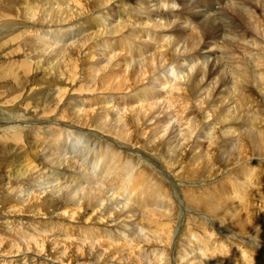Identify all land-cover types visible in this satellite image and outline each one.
I'll return each mask as SVG.
<instances>
[{
  "label": "bare ground",
  "instance_id": "6f19581e",
  "mask_svg": "<svg viewBox=\"0 0 264 264\" xmlns=\"http://www.w3.org/2000/svg\"><path fill=\"white\" fill-rule=\"evenodd\" d=\"M42 1H43V3H42ZM176 1L175 0H31V1L28 0L24 4V8H23L24 10H21L22 9L21 8L20 12H17V13L9 12V10L7 8L2 7V3H1L0 20H2V21L0 23V27L5 25V24H9V26L18 25L19 21L16 22V20H15V18H17V17H18V19H21L25 23H28L30 21L31 22L32 21L39 22L40 27L44 23L50 22L49 24H51V27L47 30H41L40 29V32L38 31L39 33H37V34L35 33L36 35L34 34L35 40L32 43H30V46H28V45H26V46H28V48L29 47L33 48L32 50H34L33 52H35L34 54H36V56L35 55L34 56L36 58H38V60H39L37 62H40L43 60L46 61V67H47L49 72H55L56 75L62 74L63 77L65 76V78L67 80H69V84L65 83V84H67V86L71 85V83L72 84L75 82L78 83V88H77L78 89V95H74V97H72L75 99L74 103L71 104V106H70L71 102L69 103L67 101L69 103L70 108L67 107L68 105H66V104H65V106L67 108H69V112L65 111L62 113V117L63 118L65 117L67 120L66 123L62 122L64 120L61 118L62 120L59 122L55 121L56 120L55 119L54 122H52V125H50V126H48V124L43 125L37 121L35 122L34 126H30V131L37 132V133L39 131H41L40 129H42V130L44 129V131L46 129V132H45L46 138L50 137L53 139L52 142L56 141V143L51 148L54 152L56 151V148H58V146L60 147L59 151L53 153L52 150L49 149L51 146L49 145V147H48V145H47V147H46V145H45V149L48 148L55 155V156H53L49 152V154L54 157L53 158L54 162H53V160H52V162L55 165H59L58 158H60L62 156V147H63L62 145L66 144V146H67V143H68L67 141H65L66 143L63 142V144H60L61 138L65 133L68 135L70 133L68 131H72V134H75L77 131L83 132V129L86 130L87 128L89 129L88 133H92V132L96 131L97 136L99 138L103 139L104 142L102 141L100 145L95 144L94 146L96 147V145H97L99 147H104L107 149V150L99 149V152H97V153L93 150L95 152V153H93L94 154L93 155L94 160L90 158L93 161L89 162L86 165L84 164L85 166L80 171L79 175H73V174L71 176L68 175V177H69V178L67 177L68 182L65 181V183H66L65 184L62 181L65 185L63 183L61 185V183L58 182V183H60L58 186H53L52 189H50V191L52 193L50 192L49 194H53V192H61V194H58L57 197H54V198L51 197L52 198L51 199L49 197V194L46 192L48 195L46 194L45 199L50 198L51 200H55L54 202H56V201L60 200L59 198H64L63 196L65 195V197L68 198L67 200H70V201H68L69 205H70V203L74 204L73 207H76V208H74V209L70 208L72 206L71 205L70 207H68V210H67V208H66V210L68 211V213L70 212V214H72L71 218L69 216H68V218H70L75 223H78L75 219H79L78 216L80 215V212L82 210H84L85 209L84 207H86V206H90V207L93 206L94 207L93 210H95V214L96 213L99 214V216H98L100 218L99 223L97 222L99 225H96L98 227L94 228V226H93V227L86 228V225H82L84 227V229L82 230V232H83V238L82 239L83 240L81 242L84 243L83 245H85V247L76 248L77 250L75 251V256L79 255V254H83L82 256H80L77 259L76 264H135V261L137 259L132 258V257H134L135 255L136 256L138 255L137 256V258H138L141 254H143V255L146 254L144 251L142 253V250L144 249L143 246H146L147 248H151V247L153 248V246H155L154 251H157V249H161V257L159 258V261L155 260L156 255L153 256V258L150 259L149 261L151 262V264H162L163 263L164 255L166 256V252H165L166 248H165V244H163V243H165V241H168V240L170 241L171 236L169 237V230L172 231V227L170 229V225H172V223L169 225V223H170L169 221H170V219L173 218V217H170L172 215V212H175V209L172 208L173 202H174V199L172 196L173 192H171L170 189L166 188V190H167L166 191V199L171 200V205L164 203V201L162 199V195L158 194L157 198L159 199V201L154 204L152 209H150L143 202L141 204L136 203L134 195L133 194L126 195L123 189L117 188L116 183L114 181L128 185V184H134L135 182L140 180L142 177V173L139 170H136L134 168V166H130L129 162L126 159H124V157L128 158L132 163L137 164V166H140L139 168H146L145 165H148L149 163L142 162V159H141L142 157H145L152 162V166L149 164L150 166H148V168H147V169L151 170V172L155 170V169L154 170L151 169V167H153V168L156 167V169H158V171H159V169H162L163 165H161V163H163V161L161 162L157 158L158 157L157 154L159 156H160V154L157 153L156 154L157 157H156L155 153L153 151H148L151 148L153 149V147H150L148 149L146 148L147 146L145 147V149H147V151H148L146 153H148L149 155L152 156V157H150V156L146 155L145 152H143L144 150L139 151V150H136L134 147L131 146L130 138H131V135L134 136L136 134L135 129H137V135H141L139 132V127H140V129L143 127L145 129H147V131H145V129L143 128L144 130L142 129V133L144 132V134H146V136H147V139H146L147 143L145 141L144 142L146 144H149L150 146H154V145L157 146L158 144L162 145L165 143V140L168 141V143L170 144L171 140H170L169 136L173 132H176V128H178V127L180 129H179V132L176 136L177 137L180 136V138H179L180 141L178 139H177V141L180 142L181 146L184 148V147L189 145V142L191 143V141H189V140H190V137L192 135V128H193V126L195 127L194 119H196V117H198V116L194 115L193 113L199 111L198 106L200 103L203 104L207 101V100L205 101L206 98L202 97L203 94L201 95V98H199V94H197V93L196 94L198 95V98H193L191 96L195 93V91H197V92L203 91L204 84H206L207 86L209 84L210 85L212 84L211 87L205 88V90H214L216 87H218V89H219V86H221V85H225V84L227 85L228 81L231 80V87L230 88L225 87V88H227V90H230V92H231L229 94V96L227 95L228 101H229L228 104H232V108H234L237 111L240 110L245 105H248L247 107L253 109V110H251L252 111L251 114H252V119L254 121V124L249 130H240L239 131L236 127H234V125L230 126L231 128H235L238 130V137L235 140L229 141V146L227 148L229 150V154L231 156H234L237 160V159H242L243 157L245 158L246 153L249 150V147H250V149L253 150L254 154L258 150L264 149V114H261L257 109V104L260 100V96L264 97V71L261 69L258 72L259 76L254 78L255 75L252 72L250 66L242 58H239L234 53V49L238 45H240V46L242 45L241 42H238L240 33L238 31L230 28V27L225 26L226 24H232L235 21V19H239L244 25L243 29L245 32H249L256 37L260 36L261 38L264 39V3L261 0H230V1H228V0H196L198 3H201V7L197 8L192 3H190L188 0H176ZM248 3L251 4L252 7H248L246 5ZM216 4H221V6H224L223 7L224 9L222 11H216V8H215ZM12 9H14V8H12ZM44 20H46V22H44ZM22 21H21V23H22ZM47 24H46V26H47ZM21 25L22 24H20L19 26H21ZM49 26H47V27H49ZM30 29H31V27H30ZM36 29H39V27ZM23 30H25V29L23 28ZM32 30H34V28ZM11 32H13V31H11ZM24 32L26 33L27 31H24ZM28 32H30V31H28ZM27 33L24 34V35H26L25 36L26 38H24V39H27ZM20 34H21V32H20ZM17 35L16 34H13V36L10 35V39L8 41H14L16 39V37H18ZM23 43L24 42H22V44ZM246 46H248V45H246ZM23 48H24V46H23ZM23 48L20 47V49H22V50H23ZM214 48H218V51L220 53L219 54H212V53H214L213 52ZM17 49H18V47H17ZM12 52H13V50H12ZM85 52H86V55H85ZM28 54H29V52H28ZM252 55L253 54H249L247 56L250 57ZM260 57L264 58V54L261 53ZM30 58H31V56H30ZM178 58H181V61L178 62L177 61ZM5 60H7V59H5ZM33 60H34V58H33ZM47 61H48V64H47ZM34 63H35V61H34ZM30 64L28 65V61H24V60H21L20 62H17V61L15 62L12 60L10 63L0 66V79L1 80H8L11 77H15L17 75L18 69L21 70L23 73H29L27 71L29 69ZM40 64L43 65L45 63L42 64V62H41ZM30 67H32V66H30ZM161 71H164V73L161 74L160 73ZM50 79H52V78H50ZM42 80H44V78H42ZM59 80H60V78H59ZM15 83H17V80ZM62 83H63V81L56 83V81L54 80L53 82L49 83V87L57 86L55 88H57L60 91V93L61 92L63 93V92H65L67 86L64 88L62 86L64 83L63 84ZM47 85H48V81H47ZM68 87L70 88L71 86H68ZM252 87H254L258 91L260 96L257 92H254V93L251 92L250 89ZM5 88H7V87H5ZM33 88L35 89V87H33ZM46 89H48V88H46ZM220 89H222V87ZM12 90H14V89H12ZM75 90H76V87H75ZM75 90H73V91H75ZM4 91H6V89H4ZM73 91L71 93H74ZM100 91H105V93H101ZM35 92H39V91H35ZM69 92H68V94H69ZM95 92L100 93L101 96L100 97L93 96V94ZM3 93H5V92H3ZM65 93H67V92H65ZM6 94H4V95L6 96ZM53 94H54V92H53ZM215 94H217V92ZM197 95L196 96L193 95V96L197 97ZM207 96L209 97V95H207ZM65 97H66V95H65ZM230 97L234 98L233 102L230 101ZM17 98H16V100H17ZM30 98L31 97H29V99ZM66 98H68V97H66ZM192 98L195 99L196 103L193 102L194 100ZM217 98H218V94H217ZM25 99H27V98H25ZM55 99L57 100L58 97L57 98L55 97ZM69 99H70V97H69ZM69 99H67V100H69ZM30 100H32V99H30ZM54 100H53V102H54ZM71 100H73V99H71ZM208 100H209V98H208ZM92 101L95 103L98 102L100 104L101 103H103V104L110 103L108 109L101 110L102 114L96 120H94L91 117L92 113H93L92 108L90 107L91 104L88 105ZM42 102H43V100H42ZM28 103H27V105H28ZM55 103H56V101H55ZM59 103H60V101H59ZM59 103L57 104V106H59ZM207 103H208V101H207ZM209 103H213V102L209 101ZM25 104H26V102H25ZM39 104H40V101H39ZM46 104H47V102H46ZM206 104L204 105L205 107H206ZM30 105H33V104H30ZM212 105H210V106H212ZM61 106L63 107L64 104L63 105L61 104ZM216 106H214V107L212 106V107L215 108ZM42 107H46V106H42ZM53 107L55 108V106H53ZM212 107H211V110H212ZM12 108H6V109L0 108V150H1L0 152H2V150H4V148H6L7 144H4V143L9 141L6 139V135L11 136V139H12V142H14V145L15 144L17 145L19 143L18 141H21L23 139L22 136L19 135L20 133L16 130V126L18 124L13 123V125H11V123L17 122V121H20L21 123H23L26 120V118L24 119V121L20 120L24 117L21 118V115H18L17 112H14ZM72 108L74 109V111H71ZM169 108L170 109L172 108V110L170 111ZM200 108L202 109V107H200ZM25 109H26V107H25ZM57 109H58V107H57ZM35 110L37 111V114H38V109H35ZM40 110L41 109H39V111ZM65 110H66V108H65ZM107 110H111L113 112V116H115L112 121L106 119L108 116V112H109V111L107 112ZM30 112H31V109H30ZM32 112H34V111H32ZM202 112L204 113V111H202ZM43 113H41V114H43ZM205 113H206V111H205ZM50 114H52V112ZM35 115H36V113H35ZM51 117H52V115H51ZM51 117L49 119H51ZM164 117L165 118L174 117L176 120L175 122H177L176 123L177 127L174 130L172 128L171 129L168 128L164 131L163 129H165V128H163L164 127V124H163V127L162 128L160 127L161 132H162V133H160L158 130L159 128H157L154 123L157 121L158 118H160V120H161L160 122H162V118H164ZM193 117H195V118L193 119ZM226 118H228V117L226 116ZM15 119H18V120H15ZM34 119H36V117L33 118V120ZM135 120H136V122H135ZM203 120H205V119H203ZM203 120H201V122ZM108 121L110 123H108ZM217 121H219V120H217ZM6 122H7V124H10V125H8L7 127L2 129L1 126ZM165 122H163V123H165ZM157 123H159V122H157ZM167 123H168V121H167ZM196 123H200V122L196 121ZM161 124L162 123H160V125ZM29 125H30V123H29ZM160 125L158 124V126H160ZM173 125H175V124H173ZM182 125H184V127H185V125H187L189 127V129H187L188 127L182 128ZM21 126H23V125H21ZM202 126H203V124H202ZM197 127H199V126H197ZM76 128H77V130H76ZM223 128H224V126H223ZM252 129L256 130V134H254V135L251 134ZM85 130H84V132H85ZM193 130H196V129H193ZM20 131H22V130H20ZM215 132H216L215 127L211 128L210 133L208 134V139L206 140L207 141L206 151H209L211 153L210 155L212 157L211 158L207 157L208 160L207 159L204 160L201 157H198L197 155H195V157L194 156L191 157V158L194 157L192 160V164H195L198 167L202 166L203 167L202 169H205V171L207 170V175L211 173L212 167L216 165V163L212 160L215 157V155L213 157V154H212V148H213L212 144H214V143L219 144V142L221 141L220 135L217 132V136H216ZM88 133H87V136H88ZM193 133H197V131L196 132L193 131ZM37 135L38 134H35L36 137H37ZM93 135H95V134H93ZM221 135H225V134L221 133ZM68 136H71V135H68ZM146 136H145V138H146ZM67 137L65 136L63 138H67ZM77 137L78 136H76V138ZM86 137H85V139H86ZM194 137H196V135H194ZM222 137H224V136H222ZM44 138L43 139L40 138V140L44 141L46 139V138L45 139ZM50 138H49V141H50ZM88 138H89V136H88ZM140 138H141V136H140ZM140 138H139V140H140ZM78 139L80 141V138H78ZM85 139H81V140H84V142H85ZM194 139H196V138H194ZM91 140H94L93 136H92ZM96 140H98V138ZM182 140H183V142H182ZM43 141H42V143H43ZM46 141L47 140H45L44 143H46ZM73 141L74 140H72L71 142H73ZM88 141H90V140H88ZM84 142L82 144H85ZM179 142H177V143L179 144ZM49 143L47 142V144H49ZM168 143H167V145H168ZM73 144H76V143H73ZM86 144H88V142H86ZM93 144H94V142H93ZM93 144H91V145H93ZM146 144H144V145H146ZM69 145H70V142H69ZM77 145H79V142L77 143ZM141 146H143V145H141ZM218 146L222 147V144L221 145L219 144ZM177 147H180V145H177ZM177 147L174 146L173 148L177 149ZM182 147H181V150H182ZM76 148L79 149L81 147H79V148L76 147ZM216 148H217V146H216ZM45 149H44V151H45ZM142 149H144V148L142 147ZM13 150H14V148H13ZM35 150L36 149H34V151ZM168 150H169L168 152H172V151L175 152V150L170 148L169 145H168ZM190 150L193 153L196 152L198 150V144L195 146L193 144V147L191 145ZM219 150H217V151H219ZM44 151H42V152H44ZM70 151H71V148H70ZM154 151L157 152L158 150L156 149ZM164 151H165V149H164ZM185 151H187V150H185ZM5 152L2 153V158H3V156H6ZM39 152L42 153L41 151H39ZM259 152H261V151H259ZM7 153H9L10 157L12 155H16V156H18L17 159H19L21 156L20 154H22V147H18L17 153H13L12 151H7ZM44 153H43V156H45V154H47L48 151H47V153H45V154ZM71 153L73 154V156L71 155L72 158L78 162L79 156H77V153L76 152H71ZM206 153L208 155V152H206ZM24 154H22V155L24 156ZM191 154H189V155H191ZM196 154H198V153H196ZM67 155H69V153ZM123 155H125V156H123ZM171 155H170V157H171ZM218 155H221L220 152ZM218 155H216V157ZM257 155L263 156L264 154L259 153ZM23 156H21V157H23ZM26 156H31V152H30V155H25L23 158H25ZM80 156H81V154H80ZM90 156H92V155H90ZM6 157H8V156H6ZM32 157L34 158L35 156H32ZM173 157H176V156H173ZM246 157H249V156H246ZM2 158L0 155V162H3V160L5 159V158L4 159H2ZM33 158H31V159H33ZM27 159H29V157ZM221 159H222V157H221ZM67 160H69V159H67ZM25 161H26V159H25ZM40 161H41V158H40ZM67 162L69 163V161H67ZM172 162H173V159L168 158V163L171 164ZM221 162L223 163V161H221ZM34 163L36 164V160L32 164H34ZM44 163H47V162H45V160H44ZM29 164H30V162L26 163L25 165L27 166ZM60 164H61V162H60ZM197 164H199L200 166ZM240 164L242 165V163H240ZM36 165H33V166L29 165V166L31 167V169L32 168L35 169V168H37ZM64 165H65V162H64ZM9 166L11 168V171L14 172L13 176L10 177V179H9V184L11 183V185H13V183L10 181H16L15 184L17 186H15V185L11 186V187L6 186L7 190L2 188L6 192L4 194L0 195L1 197L3 195V197L2 198L0 197V198L4 201V203H6L5 201H9L8 203L11 202L10 203L11 206H9V211H13V212L19 211L21 213H24L27 211L31 212L32 210H34L33 207L36 208L38 205H39L38 206L39 208H43L44 207L43 204H45L47 201L46 202L44 201V203H41V204H39L40 201L38 202V204H36L37 202L36 203L32 202V198L39 200L42 193H44L46 191V190H44L41 193L42 190L36 191V189H34L32 187L31 184H34L37 181L36 176H35L36 174L33 173V172H35V170L34 171L30 170V171H27L25 174L24 173L20 174L17 172V170L13 171V169H14L13 164H11ZM61 166H63V164ZM192 166L194 169L196 168V167H194V165H192ZM223 167H224V165H223ZM56 168H57V166H56ZM15 169H16V167H15ZM163 169L165 170V168H163ZM194 169H192V172ZM213 169H214V167H213ZM223 169L226 170L225 167ZM60 170H62V169H60ZM166 170L168 172V169H166ZM188 170H189V168H188ZM196 170H198V168H196ZM215 170H217V169H214V172H215ZM64 171H65V169H64ZM67 171H69V170L67 169ZM221 171H222V169H221ZM16 172H17V174H16ZM69 172L74 173L73 170H70ZM189 172H191V171H189ZM39 173H41V171ZM152 173H154V172H152ZM38 174H37V176H38ZM55 174L53 175V177L57 178L58 176L57 175L55 176ZM8 175H10V173ZM43 175H45V174H43ZM63 175H64L63 178H65L64 172H63ZM156 175H159V174H156ZM222 175H220V176H222ZM166 177H167V175H166ZM210 177H211V175H210ZM177 178H179V177H177ZM58 179L59 178H57L56 180H58ZM60 179H62L61 176H60ZM45 180L46 179H44V181ZM204 180H206V179H204ZM49 181H50V179H49ZM69 181L71 184L69 183ZM39 182H42V180L40 179ZM55 182H57V181H55ZM191 183H194V182H191ZM39 184L41 185V183H39ZM42 184H44V183H42ZM173 184H174V182H173ZM25 185H26V187H25ZM162 185H164V184L162 183ZM23 186H24V188H23ZM62 186L64 188L67 187V189L64 190L65 193L63 191V194H62V190H61ZM29 187L32 188L31 189L32 191H30L31 193L28 190V189H30ZM237 187L239 188V186H237ZM184 189H185V187H184ZM187 189H186V191H187ZM176 190H178V189H176ZM22 191L24 192L23 194H22ZM219 191H220V195L216 196L214 201H211L209 198L207 200V199H204L205 197H199L198 195H193V192H192V195L189 194L190 196L188 194H187L188 196L185 195L186 193H184V192H183V194L185 196H187L185 199L186 202L191 201V203L199 204L201 206L202 210H204V212L207 213L209 215V217H211V218H213L215 216V215L213 216L212 214L213 213L216 214V212L219 213L220 216L222 214V216L224 218L225 217L232 218L233 215L235 216V214L233 212L232 207L230 206V199L228 196H227L228 197L227 198L224 195L226 193H223L221 190H219ZM180 192H178V193H180ZM190 192L191 191H189V193ZM228 194H230V193H228ZM28 195H31V196L28 197ZM43 195H45V194H43ZM111 195H115L114 196L115 198L110 199ZM116 196H119L120 199L116 198ZM231 196H232V194H231ZM237 196H238V194H237ZM178 197H177V199H178ZM11 198H13L14 200H12ZM180 198H181V196H180ZM244 198H245V195H244ZM43 199H44V197H43ZM50 199H48V200H50ZM117 199H119V200H117ZM232 200H234V199H232ZM247 200H249V199H247ZM61 201L64 203L63 200H61ZM65 202H66L65 204L67 205L68 204L67 201H65ZM118 202L121 204H119ZM186 202H184V203H186ZM248 202L246 201V198H245V200H243L244 206H247L249 204ZM65 204H63V205L66 206ZM135 204H137L136 209H134V207H133V206H135ZM187 204H189V203L187 202ZM194 204H192V205H194ZM252 204L253 203L250 202V205H252ZM53 205H55V204H53ZM180 205H181V203H180ZM192 205H191V208L193 207ZM250 205H248V206H250ZM256 205L258 206V208L260 209V212L262 213V215H260L261 213L258 215L259 219H260V221L263 220V228L261 230L260 229L261 227H260L259 232L264 235V231H263L264 230V207H259L258 204H256ZM245 208H246L247 213H251V211L252 212L255 211V210H250L249 207H245ZM206 209L209 212L205 211ZM66 210H64V211H66ZM105 210L109 212L106 215H104L102 213V211H104L106 213ZM186 210H190V209H186ZM64 211H62V212H64ZM40 212H43V211H40ZM116 212H119L120 215L125 216L124 217L125 219L130 218L131 222L132 221L134 222L137 219L138 220L137 223L140 224V226H141L139 231L143 232V229L144 230L150 229L152 232H154V230L156 231V230L160 229L162 231V233H161L162 235H159V237L161 239L160 238L158 239L156 237V235H153V234L150 236L147 234V236H149V237H147V239H146V237H141V236H138V234L137 235L133 234L134 232L129 231L127 233L126 231H124V229H121V228L119 230L118 229L115 230V226L113 223H116V221H115L116 219H113L112 216H114V217L118 216V215H116ZM47 213L49 214V212H47ZM188 213H190V212H188ZM194 213H195V211H194ZM258 213H259V211H258ZM32 214H33V212H32ZM252 214L254 215L255 212ZM197 215L195 213L194 216H197ZM81 216L82 215H80V217ZM188 216H186V217L188 218ZM33 217H34V215H33ZM47 217H49V216H47ZM98 217L96 219H98ZM30 218H32V217H30ZM64 218H67V217H64ZM214 218L216 219V217H214ZM167 219H169V221ZM190 219H192V217ZM218 219H220V218H218ZM256 219H257V217H256ZM31 220L32 219H30L29 222H32ZM33 220L36 221L37 219L36 220L33 219ZM198 220H199V218H198ZM95 221H97V220H95ZM186 221L188 222V220H186ZM186 221H184V222H186ZM206 221H208V220H206ZM41 222H42V220H41ZM131 222H130V224H131ZM210 222H211V219H210ZM12 223L13 222H11V224ZM173 223H175V222H173ZM181 223H182V220H181ZM192 223H193V219H192ZM37 224H41V223L38 222ZM53 224L56 225L55 222L47 223L46 225L49 228L47 227L46 229L54 228L52 230H55V231H56V228H57V230L62 229V232L63 231L65 232L64 237H62V238H65L67 236L66 233L68 231H74L75 224H74V226H73V224L70 225L69 223H67L69 225H67V224L65 225L64 223L62 225L60 223V224H57L56 226H54ZM202 224L205 226L204 223H202ZM211 224H213V223H211ZM24 225H26V224H24ZM43 225H45V224H43ZM199 225H201V223ZM221 225H222V223H221ZM256 225H258V224H256ZM0 226H1V224H0ZM3 226L4 225H2V227ZM31 226L33 227V225H31ZM36 226H38V225H36ZM50 226L52 228H50ZM82 226L79 225L78 227L80 228ZM136 226H138V225H136ZM10 227H11V225H10ZM78 227H76V228H77V230L80 231V229H78ZM123 227H124V225H123ZM203 227L202 228L200 227V229H203ZM7 228H9V227H7ZM28 228H30V227L28 226ZM206 228H204V229L206 230ZM14 229H16L17 231L19 230L16 227H13V228L11 227L12 231ZM26 229H24V230H26ZM27 230H30V229H27ZM135 230H136V228H135ZM205 230H203V231L205 232ZM207 230H206V232H207ZM21 231H18V233L20 232V234H21ZM189 231H190V229H189ZM36 232H37V230L35 231V233ZM46 232H47V230H46ZM62 232L60 234V237L63 235ZM82 232H81V234H82ZM144 232H148V231H144ZM249 232H251V231H249ZM259 232L258 233L256 232V234H259ZM3 233L6 234L4 229H3ZM35 233H33V232H30V234H24L23 233L19 236L22 237L23 243L26 240L25 241L26 245H28L29 241H31L34 238V242H33V240H32V242L35 243L37 245V247L40 248V253L41 252L45 253V250H48L50 252L49 254L51 255V257L53 259H55V257L57 258V260L52 259V262L49 264H63L65 261V260H63V256H67L68 254H70L73 251L72 249H69V246L64 245V248H62L63 246L60 247L59 246L60 243L57 244L55 242L56 240H52V239L48 240L47 238H45L46 234L44 236L39 234V236H38V235H35ZM191 233H192V231H191ZM207 233H209V232H207ZM81 234H80V236H82ZM214 234H215V232H214ZM252 234H253V232H252ZM1 235L2 234H0V236ZM6 235H8V234H6ZM118 235L121 236L120 239H122V238H124V239L118 240L117 239ZM179 235H180V233H179ZM263 235H261V236H263ZM5 236H3V238ZM47 236H48V233H47ZM261 236H260V239H261ZM38 237H41V238H38ZM77 237H79V236H77ZM80 238L81 237H79V240H81ZM162 238L166 239L165 241L163 240V243H162ZM22 239H21V241H22ZM56 239L58 240V237H56ZM59 239H61V238H59ZM6 240H4V242ZM8 240H9V238H8ZM63 240L64 239H62V241ZM243 240H244V237H243ZM51 241L54 243V245L48 247L49 242L51 244H53ZM65 241L66 240H64L63 242H65ZM141 241L143 244H142V246H139L141 244L139 242H141ZM32 242H31V244L33 245ZM66 242H68V241H66ZM225 242H226V240H225ZM160 243H162V244H160ZM183 243H184V241H183ZM247 243H248V241H247ZM254 243L256 244V242H254ZM2 244H4V243H2ZM6 244H8V243H6ZM204 244H205V242H204ZM204 244H203V242L199 243V247L202 251V255H201L202 260L200 261V259L198 260L197 258H193V259L191 258L192 260H198L197 262L195 261L196 264H200L199 262H202L205 264H216L218 261L219 262H222V261L225 262L226 256H221L220 254H218L221 256V257L219 256L221 259L216 260V258L214 256L216 254L209 253L210 250L207 247H205ZM262 244H264V243H262ZM177 245H178V243H177ZM180 247H182V246H180ZM184 247H185V245H184ZM251 247L252 246H250V248ZM39 248H37V249H39ZM258 248H260V247H258ZM60 249H63V250L61 252H59L58 254H56L57 250H60ZM129 249H131V252H130V254H132L131 257L129 254L128 255L124 254L127 251H129ZM177 249H178V247H177ZM182 249H181V251L185 250V249H183V250ZM226 249H229V248L226 247ZM245 249H247V248H245ZM78 250L80 252H78ZM14 251L15 252L21 251L25 258L28 256V255L26 256L25 250L20 248V246L18 248L17 247L14 248ZM168 251H169V249H168ZM181 251H179V252L182 253ZM201 251L199 252L200 254H201ZM252 251H253V249H252ZM3 253H6V255H8L7 252L3 251ZM173 253L174 252H172V254ZM187 253H189V252H187ZM10 254L13 256V258H15V257L17 258L20 253L15 254L12 252ZM28 254H30V253H28ZM35 254H36V252H35ZM170 254H169V256H170ZM255 254H258V253L256 252V253H254V255ZM184 256H185V258L186 257L188 258V256H186V255H184ZM258 256H259V254H258ZM4 257H6V256H4ZM85 257H88V258H85ZM241 257H242V255H241ZM13 258H11V259H13ZM38 258H40V257H38ZM81 258L84 259V261L80 262ZM189 258H190V256H189ZM11 259L9 260L8 264L10 263V261L12 264L17 263V262L13 261L14 259L13 260H11ZM64 259H66V258H64ZM204 259H205V261H204ZM43 260L41 261L38 259L39 264H43V263L46 264L47 263V262H43ZM72 260H70V261L72 262ZM142 260H144V259H141V260L139 259L138 261L142 262ZM245 260L247 261L246 262L247 264L248 263H250V264H264L263 258L257 259V257L253 258V257L247 256L245 258ZM70 261H68V262H70ZM187 261H190V260L187 259ZM25 262H27V261H25ZM90 262H92V263H90ZM141 262H139V264Z\"/></svg>",
  "mask_w": 264,
  "mask_h": 264
},
{
  "label": "rangeland",
  "instance_id": "374dc122",
  "mask_svg": "<svg viewBox=\"0 0 264 264\" xmlns=\"http://www.w3.org/2000/svg\"><path fill=\"white\" fill-rule=\"evenodd\" d=\"M26 1H28V0H26ZM25 0H0V6H1V3H2V7L3 8H7L8 10H9V12H14V13H17V12H20V9L21 10H24L23 8H24V4H25V2H26ZM31 1V0H30ZM176 1V0H175ZM263 3H264V0H261ZM7 2V3H6ZM177 2V1H176ZM11 3V4H10ZM42 3H43V1H42ZM10 4V5H9ZM13 4V5H12ZM21 4V5H20ZM7 5V6H6ZM248 7H252V5L251 4H246ZM6 6V7H5ZM10 6V7H9ZM12 6V7H11ZM43 6V5H42ZM221 6V4H216L215 5V8H217V7H220ZM12 8H14V9H12ZM11 9V10H10ZM8 18V17H7ZM6 18V19H7ZM14 18V17H13ZM9 19V18H8ZM15 20H16V22L17 21H19V23H18V25H12V26H9V24H5V25H3V26H1L0 27V66H2V65H4V64H8V63H10L12 60L13 61H17V62H20L21 60H24V61H28V65L30 64V66H32V67H30L29 66V69H28V71L27 72H29V73H23L21 70H17L18 72H17V75L15 76V77H11L10 79H8V80H1L0 79V97L2 98H0V108H12L13 109V111L14 112H17L18 113V115H21V118L22 117H24V118H22V119H20V120H22V121H24V119L26 118V120L23 122V123H21L20 121H17V122H12L11 123V125H13V123H15V124H18L17 126H16V130L20 133L19 135H21L22 136V140L21 141H18L19 143L16 145H14V142H12V139H11V136H9V135H6V139L7 140H9V141H7V142H5L4 144H7L6 145V148H4V150H2V152H0V155H1V158H2V153H4L5 151V155L6 156H8V157H6V156H3V158L2 159H4L3 160V162H0V195L1 194H4L6 191L5 190H7L6 189V186H9V187H11V186H17L16 184H15V182L16 181H10V182H12L13 183V185H11V183L9 184V179H10V177H12L13 176V173L14 172H12L11 171V168H10V166L9 165H11V164H13V166H14V169H13V171H15V170H17V172L18 173H20V174H22V173H26L27 171H30V170H35V172H33L34 174H36L35 176H36V184L34 185V184H31L32 185V187L34 188V189H36V191L38 190H42L41 191V193L44 191V190H46L44 193H42V195H41V197L39 198V200L38 199H34V198H32V202L33 203H36V204H38V202H39V204H41V203H44V201L46 202L45 204H43V208H39L38 206V208L36 207H33V209L34 210H32L31 212L30 211H27V212H24V213H21V212H19V211H15V212H13V211H9V206H11V202L10 203H8L9 201H5L6 203H4V201L1 199L2 197H3V195H2V197L0 198V224H1V228H0V234H2L1 236H0V264H8V262H9V260L11 259V258H13V256L10 254V253H15V254H17V253H20L19 254V256L16 258H13V259H11V260H13L14 262H17V263H15V264H39V261H38V259L39 260H43V262H47L46 264H49V263H51L52 262V257H51V255L49 254L50 252L48 251V250H45V253L44 252H41L40 253V248L39 247H37V245L35 244V243H33L34 242V238L32 239L33 240V242H32V240L31 241H29V244L28 245H26V243H25V241H24V243H23V239H22V237L21 236H19V235H21V234H30V232H33V233H35V231L37 230V232L35 233V235H38L39 236V234H41V235H45L46 237L45 238H47L48 240L50 239H52V240H56L55 242L58 244V243H60L59 244V246L61 247V246H63L62 248H64V245L65 246H69V249H72L73 251L70 253V254H68L67 256L69 257H67V256H63V260H65L64 261V263L63 264H76L77 262V259L80 257V256H82L83 254H79V255H76L75 256V251L77 250L76 248H80V247H85V245H83L84 243H82L81 241L83 240L82 238H83V232H82V230L84 229V227L82 226V225H86V228H88V227H93L94 226V228H96V227H98V226H96V225H99L98 223H99V214L98 213H96L95 214V210H93V206H86V207H84L85 209L84 210H82L81 212H80V215H82L81 217H80V215L78 216V218L79 219H75L78 223H75L74 221H72L70 218H71V216H72V214H70V212L68 213V207H70L71 205V207L70 208H72V209H74V208H76V207H73L74 206V204H72V203H70V205H69V202L68 201H70V200H67L68 198H66L65 197V195L63 196L64 198H59L60 200H58V201H56V202H54L55 200H51L52 198L51 197H57V195L58 194H61V192H53V194H49L51 191H50V189H52V187L53 186H58L60 183H61V185H62V183L64 182L65 183V181L66 182H68V180H67V177H68V175L69 176H71L72 174L73 175H79V173H80V171L84 168V166L86 165V164H88L89 162H91V161H93L94 159H93V153H97V152H99V149H103V150H107L106 148H104V147H99V146H97L98 144L100 145L101 144V142L103 141V139H101V138H99L98 136H97V134H96V131H94V132H92V133H88L89 132V129L87 128L86 130L85 129H83V132H76L75 134H72V131H68V132H70L68 135H71V136H68L66 133L62 136V138H61V143L60 144H63V142L64 143H66L65 141H67L68 143H67V146H66V144H63L62 146V156L60 157V158H58V161H59V165H55L53 162H54V157L53 156H55L53 153H55V152H57V151H59V149H60V147L58 146V148H56V151L54 152L51 148H52V146L56 143V141L54 142H52V138H50V141H49V138H46V129H45V131H44V129L42 130V129H40L41 131H39L38 133L37 132H33V131H30V126H34L35 125V122L37 121V122H40L41 124H43V125H46V124H48V126H50V125H52V122H54V120L55 121H61L62 119L64 120V121H62V122H64V123H66L67 122V120H66V118L64 117H62V113L63 112H69V103H70V106H71V104H73L74 103V98H72V97H74V95H78V83H71V85H68V86H71L70 88L67 86V84H65V83H68L69 84V80H67L66 78H65V76L63 77L62 76V74H60V75H56L55 74V72H49L48 71V69H47V67H46V61L45 60H43V61H40V62H37V61H39L38 60V58H36L35 56H36V54H34L35 52H33L34 50H32L33 48H28V46H30V43H32L34 40H35V35L37 34V33H39L40 32V29L41 30H47V29H49L50 27H51V24H49L50 22H46V20H44V22H46V23H44L41 27L39 26V22H34V21H30V22H28V23H25V22H23L21 19H18V17L17 18H15ZM1 21L2 20H0V23H1ZM21 21H22V23H21ZM48 23V24H47ZM20 24H22L21 26H19ZM27 26H26V25ZM46 24H47V26H49V27H47L46 26ZM8 26V27H7ZM16 26V27H15ZM23 26V27H22ZM39 27V29H36V28H38ZM44 26V27H43ZM226 27H230V28H232V29H234V30H236V31H238L239 33H240V35H239V39H238V42H241L242 43V45L240 46V45H238L235 49H234V53H235V55H237L239 58H242L249 66H250V68H251V70H252V72L254 73V78H256V77H258L259 75H258V72L262 69L263 71H264V58H262V57H260V54L262 53V54H264V39L263 38H261L260 36H258V37H256V36H254V35H252L251 33H249V32H245L244 31V25H243V23L239 20V19H235V21L232 23V24H226L225 25ZM30 27H31V29H30ZM23 28L25 29V30H23ZM29 28V29H28ZM34 28V30H32ZM14 29V30H13ZM36 29V30H35ZM11 31H13V32H11ZM24 31H30V32H26L27 33V39H24V38H26L25 36L26 35H24V34H26ZM39 31V32H38ZM11 32V33H10ZM20 32H21V34H20ZM30 33V34H29ZM36 33V34H35ZM6 34V35H5ZM11 36H13V34H18L17 36L18 37H16V39L14 40V41H8L9 39H10V35ZM23 34V35H22ZM35 34V35H34ZM5 35V36H4ZM34 35V36H33ZM39 35V34H38ZM12 38V37H11ZM18 39V40H17ZM24 40V41H23ZM26 40V41H25ZM30 40V41H29ZM32 40V41H31ZM222 41V40H221ZM220 41V42H221ZM8 42V43H7ZM22 42H24L23 44H22ZM22 44V45H21ZM248 45V46H246V45ZM26 45H28V46H26ZM23 46H24V48H23ZM17 47H18V49H17ZM20 47L21 48H23V50L22 49H20ZM16 48V49H15ZM12 50H13V52H12ZM16 50V51H15ZM27 50V51H26ZM214 51V53H212V54H219L220 52L218 51V48H214L213 49ZM8 51V52H7ZM22 51V52H21ZM28 52H29V54H28ZM31 52V53H30ZM9 53V54H8ZM15 54V55H14ZM24 54V55H23ZM26 54V55H25ZM249 54H253L252 56H247V55H249ZM35 55V56H34ZM85 55H86V52H85ZM30 56H31V58H30ZM33 56V57H32ZM26 57V58H25ZM33 58H34V60H33ZM36 58V59H35ZM5 59H7V60H5ZM11 59V60H10ZM30 59V60H29ZM33 61V62H32ZM34 61H35V63H34ZM45 61V62H44ZM177 61L179 62V61H181V58H178L177 59ZM30 62V63H29ZM42 62V64L43 63H45V64H43V65H41L40 63ZM34 63V64H33ZM47 64H48V61H47ZM35 65V66H34ZM39 66V67H38ZM33 69V70H32ZM57 70V69H56ZM33 71V72H32ZM46 71V72H45ZM54 73V74H53ZM161 74L162 73H164V71H161L160 72ZM28 74V75H27ZM49 75V76H48ZM43 76V77H42ZM46 76V77H45ZM53 76V77H52ZM41 78V79H40ZM42 78H44V80H42ZM47 80H46V79ZM49 78V79H48ZM50 78H52V79H50ZM59 78H60V80H59ZM62 79V80H61ZM15 80V81H14ZM16 80H17V83H15L16 82ZM40 80V81H39ZM42 80V81H41ZM52 80V81H51ZM56 81V83L57 82H61V81H63V87L65 88L66 86V90H65V92H67V93H65V92H61L60 93V91L57 89V88H55V87H57V86H53V87H49V83L50 82H53V81ZM58 80V81H57ZM47 81H48V85H47ZM45 82V83H44ZM12 85V86H11ZM18 85V86H17ZM40 85V86H39ZM73 85V86H72ZM212 85V84H211ZM211 85L209 84L208 86L206 85V84H204V89H203V91H195V93L193 94V95H197V94H199V98H201V95H202V97L203 98H206L205 99V101L207 100L208 101V103H207V101L205 102V103H200L199 104V106H198V108H199V111L198 112H195V113H193L194 115H196V116H198V117H196V119H194L195 117H193V119H194V123H195V127L193 126V128H192V135H191V137H190V140L189 141H191V143L189 142V145L191 146L192 145V147H193V144H194V146L195 145H197L198 144V150L196 151V152H192L191 150H190V146L188 145V146H186V147H182L181 146V144H180V136H176L177 134H178V132H179V127L178 128H176L177 127V122H175L176 120H175V118L174 117H168V118H162V122H160L161 120H160V118H158L157 119V121L154 123L155 124V126L157 127V128H159L158 130H159V132L160 133H162L161 132V128L163 127V124H164V127L163 128H165V129H163L164 131L166 130V129H168V128H172L173 130L176 128V132H173L172 134H170V140H171V143L169 144L168 143V141H166L165 140V143L164 144H158L157 146L156 145H154V146H150L149 144H146L147 142H146V139H147V136H146V134H144V132L142 133V129L144 128H141L140 129V127H139V132H140V134L141 135H137V129H135L136 130V134L134 135V136H132L131 135V138H130V143H131V146L132 147H134L136 150H139V151H143V152H148V151H153L154 153H155V156H156V154L157 153H159L160 154V156L157 154V158L162 162L163 161V163H161V165H163L162 166V169H159V171H158V169H156V167L155 168H153V167H151V169H155L154 171H152V172H154V173H152L151 172V170H149V169H147L148 168V166H152V162L150 161V160H148L147 158H145V157H142L141 159H142V162H145V163H149L148 165H145V167L146 168H139L140 166H137V164H135V163H132L128 158H126V157H124V159H126L128 162H129V164H130V166H134V168L136 169V170H139L141 173H142V177H141V179L140 180H138L137 182H135L134 184H128V185H125V184H122V183H119V182H117V181H114L115 183H116V186H117V188L118 189H123L124 190V192H125V194L126 195H131V194H133L134 195V197H135V202L136 203H138V204H141L142 202L143 203H145L146 204V206H148L150 209H152V207L154 206V204L155 203H157L158 201H159V199L157 198V195L158 194H161L162 195V199H163V201H164V203H166V204H168V205H171V200L170 199H166V188L167 189H170L171 190V192H173L172 193V196H173V199H174V202H173V207L172 208H174L175 209V212H172V215L170 216V217H173L172 219H170V221H169V219H167L170 223H169V225L172 223V225H170V229H171V227H172V231L171 230H169V237H170V241L168 240V241H165L166 239L165 238H162V243H163V240L165 241V243H163V244H165V252H166V256L164 255V260H163V263L162 264H196V262L200 259V261L202 260V257H201V255H202V251H201V249H200V247H199V243L200 242H203V244H204V242H205V247H207L210 251H209V253H213V254H216V255H214L215 256V258H216V260H219V259H221L220 257L221 256H226V260H225V262H217L216 264H247L246 262V260H245V258L248 256V257H253V258H256L257 257V259H262L263 258V260H264V244H262V243H264V235L263 234H261L259 231H260V229L262 230V228H263V220H261L260 221V219H259V214L261 213L260 212V209L258 208V206L256 205V204H258L259 205V207H264V155L262 156V155H257V154H264V149H261V150H258L255 154H254V152H253V150L252 149H250V147H249V150H248V152L246 153V156H249V157H246L245 156V158L243 157L242 159H237L236 160V158L234 157V156H231L230 154H229V150L227 149L228 148V146H229V141H231V140H235L237 137H238V130L240 131V130H249L252 126H253V124H254V121H253V119H252V111L251 110H253V109H251V108H249V107H247L248 105H245L244 107H242L240 110H235L234 108H232V104H228L229 103V101H228V96H229V94L231 93L230 92V90H227V88H225V87H231V80H229L228 81V83H227V85L225 84V85H221V86H219V89H218V87H216L214 90H205V88H208V87H211ZM2 86V87H1ZM206 86V87H205ZM224 86V87H223ZM5 87H7V88H5ZM12 87V88H11ZM33 87H35V89L33 88ZM75 87H76V90H75ZM222 87V89H220ZM3 88V89H2ZM46 88H48V89H46ZM4 89H6V91H4ZM12 89H14V90H12ZM16 89V90H15ZM40 89V90H39ZM54 89V90H53ZM72 89V90H71ZM71 90V91H70ZM73 90H75V91H73ZM218 90V91H217ZM220 90V91H219ZM251 92L252 93H254V92H257L258 93V91L254 88V87H252L251 89ZM31 91V92H30ZM33 91V92H32ZM35 91H39V92H35ZM48 91V92H47ZM70 91V92H69ZM74 92V93H71V92ZM207 91V92H206ZM3 92H5V93H3ZM53 92H54V94H53ZM68 92H69V94H68ZM101 93H105V91H100ZM217 92V94H218V98H217V94H215ZM229 92V93H228ZM7 93V94H6ZM10 93V94H9ZM33 95H32V94ZM197 93V94H196ZM220 93V94H219ZM3 94V95H2ZM4 94H6V96L4 95ZM22 94V95H21ZM40 94V95H39ZM53 94V95H52ZM64 94V95H63ZM73 96H72V95ZM259 94V93H258ZM31 95V96H30ZM38 95V96H37ZM57 95V96H56ZM59 95V96H58ZM65 95H66V97H68V98H66L65 97ZM68 95V96H67ZM71 95V96H70ZM97 95V96H96ZM191 96V97H193V98H198V95H197V97H195V96ZM206 95V96H205ZM207 95H209V97L207 96ZM221 95V96H220ZM228 95V96H227ZM16 96V97H15ZM41 96V97H40ZM93 96H95V97H100L101 96V94L100 93H94L93 94ZM227 96V97H226ZM259 96H260V94H259ZM10 97V98H9ZM18 97V98H17ZM29 97H31L30 99H32V100H30L29 99ZM47 97V98H46ZM52 97V98H51ZM54 97V98H53ZM55 97L57 98L58 97V101L55 99ZM69 97H70V99H69ZM212 97V98H211ZM16 98H17V100H16ZM25 98H27V99H25ZM51 98V99H50ZM192 98V99H193ZM208 98H209V100H208ZM224 98V99H223ZM11 99V100H10ZM20 99V100H19ZM34 99V100H33ZM40 99V100H39ZM46 99V100H45ZM54 100V102H53V100ZM64 99V100H63ZM67 99H69V100H67ZM71 99H73V100H71ZM222 101H221V100ZM234 98L233 97H230V101L231 102H233L234 100H233ZM25 100V101H24ZM42 100H43V102H42ZM49 100V101H48ZM62 100V101H61ZM66 100V101H65ZM194 101V103H196L195 102V99H193ZM216 100V101H215ZM39 101H40V104H39ZM45 101V102H44ZM52 101V102H51ZM55 101H56V103H55ZM59 101H60V103L63 105L64 104V106L62 107L61 106V104L59 103ZM69 103H68V102ZM209 101L210 102H213V103H209ZM220 101V102H219ZM25 102H26V104H25ZM30 104H33V105H30ZM36 102V103H35ZM46 102H47V104H46ZM59 103V106H57V104ZM67 102V103H66ZM215 102V103H214ZM218 102V103H217ZM222 102V103H221ZM27 103H28V105H27ZM207 103V104H206ZM35 104V105H34ZM50 104V105H49ZM65 104L66 105H68L67 107H69V108H67L66 106H65ZM91 104V105H90ZM206 104V107L204 106ZM213 104V105H212ZM88 105H90V107L92 108V111H93V113H92V118L94 119V120H96V119H98L100 116H101V114H102V112H101V110H106V109H108V107H109V105H110V103H107V104H103V103H95V102H91V103H89ZM210 105H212L213 107L214 106H216L215 108H213L212 106H210ZM35 106V107H34ZM39 106V107H38ZM42 106H46V107H42ZM53 106H55V108L53 107ZM231 106V107H230ZM25 107H26V109H25ZM38 107V108H37ZM41 107V108H40ZM48 107V108H47ZM53 107V108H52ZM57 107H58V109H57ZM61 107V108H60ZM200 107H202V109L200 108ZM211 107H212V110H211ZM31 109V112H30V109ZM52 108V109H51ZM65 108H66V110H65ZM28 109V110H27ZM35 109H38V114H37V111L35 110ZM39 109H41L40 111H39ZM49 109V110H48ZM56 111H55V110ZM68 109V110H67ZM98 109V110H97ZM170 109V108H169ZM206 109V110H205ZM257 109H258V111L261 113V114H264V97H261L260 96V100H259V102H258V104H257ZM20 110V111H19ZM60 110V111H59ZM172 110V108L170 109V111ZM249 110V111H248ZM19 111V112H18ZM22 111V112H21ZM32 111H34L35 113H36V115H35V113L34 112H32ZM45 111V112H44ZM71 111H74V109L72 108L71 109ZM70 111V112H71ZM109 111V112H108ZM169 111V110H168ZM202 111H204V113L202 112ZM205 111H206V113H205ZM217 111V112H216ZM40 112V113H39ZM44 112V113H43ZM52 112V114H50ZM54 112V113H53ZM107 112H108V116H107V118L106 119H108V120H113L114 119V117L115 116H113V112L111 111V110H107ZM200 112V113H199ZM202 112V113H201ZM250 114H249V113ZM23 115H22V114ZM41 113H43V114H41ZM57 113V114H56ZM221 113V114H220ZM228 113V114H227ZM235 113V114H234ZM48 114V115H47ZM50 114V115H49ZM59 114V115H58ZM191 114V113H190ZM213 114V115H212ZM31 115V116H30ZM41 115V116H40ZM45 115V116H44ZM48 117H47V116ZM51 115H52V117H51ZM94 115V116H93ZM213 117H212V116ZM33 116V117H32ZM43 116V117H42ZM193 116V115H192ZM226 116L228 117V118H226ZM30 117V118H29ZM36 117V119H34L33 120V118H35ZM38 117V118H37ZM42 117V118H41ZM51 117V119H49ZM56 117V118H55ZM201 119H200V118ZM204 117V118H203ZM220 117V118H219ZM58 118V119H57ZM62 118V119H61ZM205 119V120H203V119ZM231 118V119H230ZM233 118V119H232ZM28 119V120H27ZM31 119V120H30ZM39 119V120H38ZM46 119V120H45ZM228 119V120H227ZM238 119V120H237ZM15 120H18V119H15ZM197 122H200V123H196V121ZM201 120H203L202 122H201ZM217 120H219V121H217ZM221 120V121H220ZM134 121V120H133ZM166 121V122H165ZM167 121H168V123H167ZM135 122H136V120H135ZM157 122H159V123H157ZM163 122H165V123H163ZM29 123H30V125H29ZM108 123H110L109 121H108ZM160 123H162L161 125H160ZM230 123V124H229ZM33 124V125H32ZM134 124V123H133ZM158 124L160 125V126H158ZM167 124V125H166ZM173 124H175V125H173ZM199 124V125H198ZM201 124V125H200ZM202 124H203V126H202ZM227 124V125H226ZM8 125H10V124H7V122L6 123H4L1 127H2V129L3 128H5V127H7ZM20 125V126H19ZM21 125H23V126H21ZM153 125V124H152ZM232 125H234V127H236L237 129H235V128H231L230 126H232ZM154 126V125H153ZM166 126V127H165ZM175 126V127H174ZM197 126H199V127H197ZM222 126V127H221ZM223 126H224V128H223ZM20 127V128H19ZM161 127V128H160ZM185 127L187 128L188 126L187 125H185ZM184 127V125H182V128H185ZM202 127V128H201ZM215 127V135L217 136V132H218V134L220 135V138H221V141L219 142V144L221 145L222 144V147H220V146H218L219 144H212V154H213V157H214V155H215V157L212 159L215 163H216V165L215 166H213L214 167V169H217V170H215V172H214V169H213V167H212V169H211V173L210 174H208L207 175V170L205 171V169H202L203 167L201 166V167H198V166H196L195 164H192V160H193V158L195 157V155H197L198 157H201L202 159H207L208 160V158L207 157H209V158H211L212 156L210 155L211 153L209 152V151H206V145H207V139H208V134L210 133V129L211 128H214ZM40 128V127H39ZM200 128V129H199ZM145 129V128H144ZM143 129V130H144ZM187 129H189V127L187 128ZM193 129H196V130H193ZM220 129V130H219ZM20 130H22V131H20ZM76 130H77V128H76ZM84 130H85V132H84ZM162 130V131H163ZM145 131H147V129H145ZM193 131L194 132H196L197 131V133H193ZM67 132V133H68ZM22 133V134H21ZM29 133V134H28ZM45 133V134H44ZM79 133V134H78ZM84 133V134H83ZM87 133H88V136H89V138H88V136H87ZM166 133V132H165ZM176 133V134H175ZM221 133L222 134H225V135H221ZM35 134H38L37 135V137L35 136ZM90 134V135H89ZM92 134V135H91ZM93 134H95V135H93ZM251 134H256V130L255 129H252L251 130ZM34 135V136H33ZM42 135V136H41ZM45 135V136H44ZM74 135V136H73ZM80 135V136H79ZM194 135H196V137H194ZM46 138H44V137ZM67 137V138H63V137ZM76 136H78L77 138H76ZM87 136V137H86ZM92 136H93V139L94 140H91L92 139ZM138 136V137H137ZM140 136H141V138H140ZM145 136H146V138H145ZM222 136H224V137H222ZM35 137V138H34ZM70 137V138H69ZM83 137V138H82ZM85 137H86V139H85ZM202 137V138H201ZM40 138L41 139H45V140H47L46 141V143H44L45 142V140L43 141V140H40ZM69 138V139H68ZM74 138V139H73ZM78 138H80V141H79V139ZM98 138V140H96ZM139 138H140V140H139ZM194 138H196V139H194ZM35 139V140H34ZM39 139V140H38ZM66 139V140H65ZM81 139H85V142H84V140H81ZM177 139L179 140V141H177ZM182 139V138H181ZM202 139V140H201ZM32 140V141H31ZM72 140H74L73 142H71ZM88 140H90V141H88ZM100 140V141H99ZM142 140V141H141ZM174 140V141H173ZM197 140V141H196ZM35 141V142H34ZM41 141V142H40ZM42 141H43V143H42ZM77 141V142H76ZM82 141V142H81ZM92 141V142H91ZM99 141V142H98ZM141 141V142H140ZM146 143H145V142ZM40 142V143H39ZM47 142L49 143V144H47ZM69 142H70V145H69ZM79 142V145H77V143ZM85 143V144H82V143ZM86 142H88V144H86ZM93 142H94V144H93ZM104 142V141H103ZM177 142H179V144L177 143ZM182 142H183V140H182ZM181 142V143H182ZM193 142V143H192ZM73 143H76V144H73ZM90 143V144H89ZM143 143V144H142ZM167 143H168V145L170 146V148H172L173 150H175V152L174 151H172V152H168L169 150H168V145H167ZM176 143V144H175ZM228 143V144H227ZM91 144H93V145H91ZM95 144H97L96 145V147L94 146ZM144 144H146V145H144ZM226 144V145H225ZM27 145V146H26ZM42 145V146H41ZM44 145V146H43ZM45 145H46V147H47V145H48V147H49V145L51 146L49 149H51L52 150V152H51V150H49L48 148H46L45 149ZM85 145V146H84ZM141 145H143V146H141ZM160 145V146H159ZM177 145H180V147H177ZM217 146V148H216V146ZM8 146V147H7ZM16 146V147H15ZM38 146V147H37ZM147 146V147H146ZM149 146V147H148ZM166 146V147H165ZM177 147V149H175V148H173V147ZM215 146V147H214ZM18 147H22V154H24V156L25 155H30V152H31V156H26L27 158L29 157V159H27L26 157L25 158H23L24 156L22 155V154H20L21 156H23V157H21L20 156V160L19 159H17V157L18 156H16V155H12L11 157L9 156V153H7V151H12L13 153H17L18 152ZM28 147V148H27ZM42 147V148H41ZM66 147V148H65ZM76 147H81V148H79V149H77ZM84 147V148H83ZM142 147L144 148V149H142ZM145 147L148 149V148H150V147H153V149L151 148V149H149L148 151H147V149H145ZM181 147H182V150H181ZM220 147V148H219ZM11 148V149H10ZM13 148H14V150H13ZM38 148V149H37ZM70 148H71V151H70ZM74 148V149H73ZM161 148V149H160ZM34 149H36L35 151H34ZM42 149V150H41ZM44 149H45V151H44ZM58 149V150H57ZM69 149V150H68ZM158 150L157 152L156 151H154V150ZM164 149H165V151H164ZM220 149V150H219ZM224 149V150H223ZM29 150V151H28ZM31 150V151H30ZM44 151L45 153H47V151H48V153L47 154H45L44 152H42V153H40L39 151ZM66 150V151H65ZM95 152H94V151ZM160 150V151H159ZM163 150V151H162ZM184 150V151H183ZM185 150H187V151H185ZM217 150H219V151H217ZM1 151V150H0ZM65 151V152H64ZM70 151V152H69ZM126 151V150H125ZM216 151V152H215ZM259 151H261V152H259ZM49 152H50V154H52V155H50L49 154ZM69 153V155H67L68 153ZM71 152H76L77 153V156H79L78 157V162L76 161V160H74L73 158H72V156H73V154L71 153ZM127 152V151H126ZM189 152V153H188ZM206 152H208V155H207V153ZM219 152H220V154L221 155H218L219 154ZM253 152V153H252ZM11 153V152H10ZM29 153V154H28ZM35 153V154H34ZM43 153L45 154V156H43ZM71 153V154H70ZM168 153V154H167ZM193 155H192V154ZM196 153H198V154H196ZM252 153V154H251ZM39 154V155H38ZM66 156H65V155ZM80 154H81V156H80ZM172 154V155H171ZM175 154V155H174ZM184 154V155H183ZM189 154H191V155H189ZM248 154V155H247ZM72 155V156H71ZM90 155H92V156H90ZM146 155H148V156H150V157H152L151 155H149L148 153H146ZM170 155H171V157H170ZM216 155H218L217 157H216ZM32 156H35L34 158L32 157ZM71 156V157H70ZM123 156H125V155H123ZM173 156H176V157H173ZM190 156V157H189ZM192 156H194L193 158H191ZM255 156V157H254ZM261 156V157H260ZM33 158V159H31V158ZM45 157V158H44ZM66 157V158H65ZM69 157V158H68ZM85 157V158H84ZM221 157H222V159H221ZM40 158H41V161H40ZM49 158V159H48ZM93 159V160H91V159ZM168 158H172L173 159V162L170 164V163H168ZM191 158V159H190ZM218 158V159H217ZM25 159H26V161H25ZM31 159V160H30ZM36 160V164L38 165H36L35 163L34 164H32L33 162H35V160ZM67 159H69V160H67ZM89 159V160H88ZM146 159V160H145ZM25 162H24V161ZM30 160V161H29ZM44 160H45V162H47V163H44ZM50 160V161H49ZM52 160H53V162H52ZM69 161V163L67 162V161ZM82 162H81V161ZM87 160V161H86ZM211 160V161H212ZM217 160V161H216ZM241 160V161H240ZM246 160V161H245ZM49 161V162H48ZM221 161H223V163L221 162ZM245 161V162H244ZM30 162V164L29 165H36V167L37 168H35V169H31V167L29 166V165H25L26 163H29ZM52 162V163H51ZM60 162H61V164H60ZM64 162H65V165H64ZM67 162V163H66ZM74 164H73V163ZM151 162V163H150ZM72 163V164H71ZM218 163V164H217ZM232 163V164H231ZM240 163H242V165L240 164ZM246 163V164H245ZM47 164V165H46ZM54 167H52L51 165ZM63 164V166H61ZM85 164V165H84ZM222 164V165H221ZM16 165V166H15ZM42 165V166H41ZM50 165V166H49ZM74 165V166H73ZM168 165V166H167ZM189 165V166H188ZM192 165H194V167H196V168H198V170H196V168L194 169L193 168V166ZM197 165H199V164H197ZM220 165V166H219ZM223 165H224V167L226 168V170L225 169H223L224 167H223ZM235 165V166H234ZM240 165V166H239ZM22 166V167H21ZM56 166H57V168H56ZM73 168H72V167ZM187 166V167H186ZM200 166V165H199ZM218 166V167H217ZM15 167H16V169H15ZM21 167V168H20ZM28 167V168H27ZM44 167V168H43ZM66 167V168H65ZM70 167V168H69ZM181 167V168H180ZM223 167V168H222ZM20 168V169H19ZM54 170H53V169ZM62 169V170H60V169ZM163 168H165V170L163 169ZM188 168H189V170H188ZM201 168V169H200ZM232 170H231V169ZM234 168V169H233ZM19 169V170H18ZM42 169V170H41ZM57 171H56V170ZM59 169V170H58ZM64 169H65V171H64ZM67 169L70 171V170H73V172L74 173H72V172H69V171H67ZM166 169H168V172H167V170ZM192 169H194L193 170V172H192ZM201 171H200V170ZM220 169V170H219ZM221 169H222V171H221ZM9 170V171H8ZM181 170V171H180ZM184 170V171H183ZM186 170V171H185ZM213 170V171H212ZM41 171V173H39ZM43 171V172H42ZM161 171V172H160ZM164 171V172H163ZM189 171H191V172H189ZM17 172H16V174H17ZM49 172V173H48ZM63 172H64V174H65V178H63L64 177V175H63ZM66 172V173H65ZM159 172V173H158ZM167 172V173H166ZM196 172V173H195ZM10 173V175H8ZM39 173V174H38ZM49 175H47V174ZM56 173V174H55ZM62 173V174H61ZM69 173V174H68ZM33 174V175H34ZM37 174H38V176H37ZM43 174H45V175H43ZM55 174V176L57 175L58 177L57 178H59L58 180H56L57 178H55V177H53V175ZM60 174V175H59ZM155 174V175H154ZM156 174H159V175H156ZM200 174V175H199ZM206 174V175H205ZM213 174V175H212ZM218 176H217V175ZM223 174V175H222ZM42 175V176H41ZM51 175V176H50ZM63 175V176H62ZM85 175V174H84ZM166 175H167V177H166ZM169 175V176H168ZM173 175V176H172ZM197 175V176H196ZM210 175H211V177H210ZM216 175V176H215ZM220 175H222V176H220ZM41 176V177H40ZM60 176H61V178L62 179H60ZM171 176V177H170ZM52 177V178H51ZM76 177V176H75ZM177 177H179V178H177ZM69 178V177H68ZM169 180H167V179ZM173 178V179H172ZM206 179V180H204V179ZM40 179L42 180V182H39L40 181ZM44 179H46L45 181H44ZM49 179H50V181H49ZM54 179V180H53ZM162 179V180H161ZM178 179V180H177ZM197 179V180H196ZM199 179V180H198ZM60 180V181H59ZM161 180V181H160ZM174 182V184H173V182ZM203 180V181H202ZM210 180V181H209ZM47 181V182H46ZM55 181H57V182H55ZM63 181V182H62ZM178 181V182H177ZM202 181V182H201ZM206 181V182H205ZM235 181V182H234ZM58 182H60V183H58ZM164 184V185H162V183ZM189 182V183H188ZM191 182H194V183H191ZM24 183V182H23ZM39 183H41V185L39 184ZM42 183H44V184H42ZM51 183V184H50ZM63 183V184H64ZM69 183H70V181H69ZM169 183V184H168ZM199 183V184H198ZM203 183V184H202ZM56 184V185H55ZM66 184V183H65ZM64 184V185H65ZM71 184V183H70ZM195 184V185H194ZM19 185V184H18ZM60 185V186H61ZM68 185V184H67ZM237 186H239V188L237 187ZM25 187H26V185H25ZM31 187V186H30ZM29 187V188H30ZM36 187V188H35ZM38 187V188H37ZM48 187V188H47ZM63 187V186H62ZM61 187V190H62V194H63V191L65 190V189H67V187H63L62 188ZM169 187V188H168ZM184 187H185V189H184ZM2 188H4V189H2ZM23 188H24V186H23ZM188 188V189H187ZM192 188V189H191ZM32 188H30V189H28L29 190V192L30 191H32L31 190ZM49 189V190H48ZM176 189H178V190H176ZM186 189H187V191H186ZM181 192H180V191ZM191 191L190 193H189V191ZM219 190H221L223 193H226V194H224L226 197L228 196L229 197V199H230V206L232 207V209H233V212H234V214H235V216L233 215V217L232 218H227V217H223L222 216V214H221V216H220V214L219 213H217L216 212V214H212L214 217H216V219L213 217V218H211V217H209V215L207 214V213H205L204 212V210H202V208H201V206L199 205V204H194V203H191V201H187L189 204H187V202L185 201V199H186V197L190 194V195H192V192H193V195H198L199 197H205L204 199H207L208 200V198L211 200V201H214L215 200V198H216V196H219L220 195V191ZM3 191V192H2ZM180 192V193H178V192ZM49 194V197L51 198H48V199H50V200H48V199H45V197H46V194L47 193ZM177 192V193H176ZM183 192L184 193H186L185 195H187V196H185L184 194H183ZM188 192V193H187ZM24 192L22 191V194H23ZM31 193V192H30ZM52 193V192H51ZM56 193V194H55ZM64 193H65V191H64ZM176 193V194H175ZM228 193H230V194H228ZM21 194V193H20ZM21 194V195H22ZM43 194H45V195H43ZM47 194V195H48ZM55 194V195H54ZM179 194V195H178ZM183 196H182V195ZM228 194V195H227ZM231 194H232V196H231ZM237 194H238V196H237ZM52 195V196H51ZM54 195V196H53ZM177 195V196H176ZM189 195V196H190ZM244 195H245V198H246V201L248 202L249 200V204L248 205H250V202L251 203H253L252 205H250V206H244V204H243V200H245V198H244ZM31 195H28V197H30ZM113 196V197H112ZM115 195H111V198L110 199H112V198H115L114 197ZM179 196V197H178ZM180 196H181V198H180ZM43 197H44V199H43ZM175 197V198H174ZM177 197H178V199L180 200H178L177 199ZM227 197V198H228ZM232 197V198H231ZM42 198V199H41ZM116 198H119L120 199V197L119 196H116ZM12 200H14L13 198H11ZM119 199H117V200H119ZM184 199V200H183ZM232 199H234V200H232ZM247 199H249V200H247ZM31 200V199H30ZM38 200V201H37ZM61 200H63L64 201V203L61 201ZM116 200V199H115ZM178 200V201H177ZM232 200V201H231ZM42 201V202H41ZM65 201H67V205L65 204L66 202ZM234 201V202H233ZM53 202V203H52ZM59 202V203H58ZM177 202V203H176ZM184 202H186V203H184ZM4 203V204H3ZM119 203V202H118ZM180 203H181V205H180ZM183 203V204H182ZM191 203V204H190ZM53 204H55V205H53ZM63 204H65L66 206H64ZM119 204H121V203H119ZM186 204V205H185ZM192 204H194V205H192ZM137 204H135V206H133L134 207V209H136V206ZM179 205V206H178ZM190 205V206H189ZM191 205L193 206L192 208H191ZM240 205V206H239ZM55 206V207H54ZM188 206V207H187ZM195 206V207H194ZM198 206V207H197ZM187 207V208H186ZM243 207V208H242ZM245 207H249V209L250 210H255V211H251V213H247L246 212V208ZM45 208V209H44ZM66 208H67V210H66ZM235 208V209H234ZM41 209V210H40ZM49 209V210H48ZM87 209V210H86ZM92 209V210H91ZM173 209V210H174ZM186 209H190V210H186ZM64 210H66V211H64ZM86 210V211H85ZM192 210V211H191ZM195 211V213H196V215L197 216H194L195 215V213H194V211ZM9 211V212H8ZM40 211H43V212H40ZM62 211H64V212H62ZM86 213H85V212ZM106 211V210H105ZM183 211V212H182ZM205 211H207V212H209L207 209L205 210ZM258 211H259V213H258ZM29 212V213H28ZM32 212H33V214H32ZM39 212V213H38ZM47 212H49V214L47 213ZM51 212V213H50ZM91 212V213H90ZM187 214H186V213ZM188 212H190V213H188ZM204 212V213H203ZM255 212V214L253 215L252 213H254ZM3 213V214H2ZM36 213V214H35ZM67 213V214H66ZM102 213L104 214V215H106L107 213H109L108 211H106V213L104 212V211H102ZM174 213V214H173ZM200 213V214H199ZM5 214V215H4ZM48 214V215H47ZM52 214V215H51ZM185 214V215H184ZM192 214V215H191ZM250 214V215H249ZM33 215H34V217H33ZM51 215V216H50ZM109 215V214H108ZM116 215H118V216H112V218L113 219H116L115 221H116V223H113L114 224V226H115V230H119L120 228L121 229H124V231H126L127 233L130 231V232H134L133 234H135V235H137L138 234V236H141V237H146V239H147V237H149L150 235H156V237L159 239L160 237H159V235H162L161 233H162V231L159 229V230H154V232H152L150 229H143V232L142 231H139V229H140V224H138L137 222H138V220L136 219L134 222L132 221L131 222V220H130V218L128 219V218H124L125 216H123V215H120V213L119 212H116ZM180 215V216H179ZM183 215V216H182ZM189 215V216H188ZM260 215H262V213L260 214ZM10 216V217H9ZM22 216V217H21ZM47 216H49V217H47ZM60 216V217H59ZM68 216L70 217V218H68ZM90 216V217H89ZM186 216H188V218L186 217ZM199 216V217H198ZM250 216V217H249ZM257 217V219H256V217ZM16 217V218H15ZM25 217V218H24ZM30 217H32V218H30ZM52 217V218H51ZM64 217H67V218H64ZM75 217V216H74ZM73 217V218H74ZM83 217V218H82ZM98 217V219H96ZM192 217V219H193V223H192V219H190ZM202 219H201V218ZM238 219H237V218ZM262 217V216H261ZM260 217V218H261ZM42 218V219H41ZM87 218V219H86ZM198 218H199V220H198ZM218 218H220V219H218ZM30 219H32L31 221L32 222H29L30 221ZM33 219H37L36 221H34ZM44 219V220H43ZM97 220V221H95V220ZM184 219V220H183ZM201 219V220H200ZM210 219H211V222H210ZM12 220V221H11ZM40 220V221H39ZM41 220H42V222H41ZM62 220V221H61ZM166 220V221H167ZM175 220V221H174ZM181 220H182V223H181ZM186 220H188V222L186 221ZM206 220H208V221H206ZM259 220V221H258ZM10 221V222H9ZM45 221V222H44ZM55 222L56 223V225L57 224H62L63 225V223L66 225L67 223H69L70 225H72L73 224V226H74V224H75V226H74V231H68L67 233H66V237L65 238H62V237H64V234H65V232L63 231L62 232V229H60V230H57V228H56V231L55 230H52V229H54V228H52L51 226H50V228H52V229H46L48 226L46 225L47 223H50V222ZM172 221V222H171ZM184 221H186V222H184ZM217 221V222H216ZM226 221V222H225ZM7 222V223H6ZM11 222H13L12 224H11ZM17 222V223H16ZM26 222V223H25ZM41 223V224H37V223ZM82 222V223H81ZM88 222V223H87ZM96 222V223H95ZM98 222V223H97ZM130 222H131V224H130ZM136 222V223H135ZM173 222H175V223H173ZM197 222V223H196ZM199 222V223H198ZM206 222V223H205ZM244 222V223H243ZM119 223V224H118ZM186 223V224H185ZM201 223V225H199ZM202 223H204L205 224V226L202 224ZM211 223H213V224H211ZM221 223H222V225H221ZM21 224V225H20ZM24 224H26V225H24ZM43 224H45V225H43ZM69 224H67V225H69ZM175 224V225H174ZM180 224V225H179ZM225 224V225H224ZM227 224V225H226ZM239 224V225H238ZM256 224H258V225H256ZM2 225H4L3 227H2ZM7 225V226H6ZM10 225H11V227L13 228V227H16L17 229H19L18 231H21V234H20V232L18 233V231L16 230V229H14L13 231L11 230V227H10ZM13 225V226H12ZM30 227V228H28V226ZM31 225H33V227L31 226ZM35 225V226H34ZM36 225H38V226H36ZM54 225V224H53ZM56 225H54V226H56ZM82 226V227H78V226ZM118 227H117V226ZM122 225V226H121ZM123 225H124V227H123ZM136 225H138V226H136ZM191 227H190V226ZM204 227H203V226ZM20 226V227H19ZM27 226V227H26ZM176 226V227H175ZM178 226V227H177ZM181 226V227H180ZM208 226V227H207ZM258 226V227H257ZM7 227H9V228H7ZM27 229H30V230H27ZM37 227V228H36ZM76 227H78V229H80V231L79 230H77V228ZM175 227V228H174ZM190 227V228H189ZM200 227L202 228L203 227V229H200ZM207 227V228H206ZM261 227V228H260ZM49 228V227H48ZM82 228V229H81ZM135 228H136V230H135ZM138 228V229H137ZM155 228V227H154ZM204 228H206V230H207V232H209V233H207L206 232V230L204 229ZM214 228V229H213ZM238 228V229H237ZM242 228V229H241ZM257 228V229H256ZM260 228V229H259ZM3 229H4V231L6 232V234H8V235H6L5 233H3ZM24 229H26V230H24ZM36 229V230H35ZM47 230V232H46V230ZM132 229V230H131ZM189 229H190V231H189ZM192 229V230H191ZM234 229V230H233ZM256 229V230H255ZM25 232H24V231ZM35 230V231H34ZM50 232H49V231ZM53 232H52V231ZM203 230H205V232L203 231ZM219 232H218V231ZM2 231V232H1ZM42 231V232H41ZM55 231V232H54ZM144 231H148V232H144ZM180 231V232H179ZM191 231H192V233H191ZM194 231V232H193ZM249 231H251V232H249ZM255 231V232H254ZM264 231V230H263ZM15 232V233H14ZM29 232V233H28ZM46 232V233H45ZM58 232V233H57ZM61 232L63 233V235L60 237V234H61ZM81 232H82V234H81ZM137 232V233H136ZM175 232V233H174ZM180 233V235H179V233ZM214 232H215V234H214ZM252 232H253V234H252ZM256 232L258 233L259 232V234H256ZM47 233H48V236H47ZM71 233V234H70ZM78 234V235H77ZM80 234L82 235V236H80ZM147 234L149 235V236H147ZM212 234V235H211ZM247 234V235H246ZM6 235V236H5ZM71 235V236H70ZM73 235V236H72ZM179 235V236H178ZM218 235V236H217ZM257 235V236H256ZM261 235H263V236H261ZM3 236H5L4 238H3ZM11 236V237H10ZM58 237V240L56 239V237ZM69 236V237H68ZM77 236H79V237H81L80 239L81 240H79V237H77ZM237 236V237H236ZM260 236H261V239H260ZM9 238V240H8V238ZM16 237V238H15ZM21 237V238H20ZM36 237V236H35ZM74 237V238H73ZM243 237H244V240H243ZM259 237V238H258ZM38 238H41V237H38ZM59 238H61V239H59ZM78 238V239H77ZM121 238V236L120 235H118L117 236V239L119 240ZM247 240H246V239ZM249 238V239H248ZM263 238V239H262ZM7 239V240H6ZM21 239H22V241H21ZM62 239H64V240H66V241H68V242H63L62 241ZM122 239H124V238H122ZM122 239H120V240H122ZM161 239V238H160ZM218 239V240H217ZM241 239V240H240ZM257 239V240H256ZM4 240H6L5 242H4ZM74 240V241H73ZM225 240H226V242H225ZM239 240V241H238ZM8 241V242H7ZM18 241V242H17ZM161 241V240H160ZM183 241H184V243H183ZM241 241V242H240ZM247 241H248V243H247ZM256 242V244L254 243V242ZM14 242V243H13ZM31 242L33 243V245L31 244ZM52 242V241H51ZM244 242V243H243ZM252 242V243H251ZM2 243H4V244H2ZM6 243H8V244H6ZM19 243V244H18ZM53 243V242H52ZM101 243V242H100ZM139 243H141L139 246H142V241L141 242H139ZM162 243H160V244H162ZM177 243H178V245H177ZM50 244V245H49ZM49 244H48V247H50V246H52V245H54V243L53 244H51L50 242H49ZM67 244V245H66ZM159 244V243H158ZM157 244V245H158ZM181 244V245H180ZM250 244V245H249ZM254 246H253V245ZM8 245V246H7ZM17 245V246H16ZM26 245V246H25ZM32 245V246H31ZM77 245V246H76ZM182 246V247H180V246ZM184 245H185V247H184ZM257 245V246H256ZM261 245V246H260ZM18 248L19 246H20V248H22V249H24L25 250V253H26V258L23 256V254H22V252L21 251H14V248H16V247ZM24 246V247H23ZM28 246V247H27ZM250 246H252L251 248H250ZM257 248H256V247ZM32 249H31V248ZM154 247L155 246H153V248L151 247V248H147L146 246H143V250H142V253H143V251L147 254H145V255H143V254H141L138 258H137V256L135 257H132V258H135V259H137L136 261L138 262H136L135 261V264H139V262H141V261H138L139 259L141 260V259H144V260H142V262L140 263V264H151V262L149 261L150 259H152L153 258V256H155V260L156 261H159V258L161 257V249H157V251H154L155 249H154ZM170 247V248H169ZM177 247H178V249H177ZM226 247L227 248H229V249H226ZM258 247H260V248H258ZM37 248H39V249H37ZM180 248V249H179ZM185 249V250H183V249ZM240 248V249H239ZM245 248H247V249H245ZM2 249V250H1ZM4 249V250H3ZM35 249V250H34ZM50 249V248H49ZM168 249H169V251H168ZM177 249V250H176ZM181 249L183 250V251H181ZM189 249V250H188ZM242 249V250H241ZM251 249V250H250ZM252 249H253V251H252ZM260 249V250H259ZM6 250V251H5ZM32 252H31V251ZM63 249H60V250H57V252H56V254H58L59 252H61ZM173 250V251H172ZM177 252H176V251ZM223 250V251H222ZM227 250V251H226ZM247 250V251H246ZM255 250V251H254ZM3 251L4 252H7V254L9 255H6V253H3ZM120 251V250H119ZM179 251H181L182 253H180ZM201 251V254L199 253ZM243 251V252H242ZM249 251V252H248ZM263 251V252H262ZM35 252H36V254H35ZM40 254H39V253ZM47 252V253H46ZM78 252H80L79 250H78ZM130 252H131V249H129V251H127L126 253H124V254H126V255H130V257L132 256V254H130ZM172 252H174L173 254L175 255H173L172 254ZM184 252V253H183ZM187 252H189V253H187ZM224 252V253H223ZM226 252V253H225ZM258 253L259 254V256H258V254H255L254 255V253ZM262 252V253H261ZM28 253H30V254H28ZM73 253V254H72ZM121 253V252H120ZM171 253V254H170ZM177 253V254H176ZM199 253V254H198ZM247 253V254H246ZM249 253V254H248ZM4 254V255H3ZM22 254V255H21ZM46 254V255H45ZM169 254H170V256H169ZM218 254H220V255H218ZM225 254V255H224ZM244 254V255H243ZM43 255V256H42ZM134 255V254H133ZM184 255H186V256H188V260H190V261H187V259L185 258V256ZM195 255V256H194ZM241 255H242V257H241ZM257 255V256H256ZM4 256H6V257H4ZM22 256V257H21ZM58 256V255H57ZM78 256V257H77ZM179 256V257H178ZM181 256V257H180ZM183 256V257H182ZM189 256H190V258H189ZM198 256V257H197ZM220 256V257H219ZM9 257V258H8ZM38 257H40V258H38ZM73 257V258H72ZM201 257V258H200ZM260 257V258H259ZM64 258H66V259H64ZM85 258H88V257H85ZM193 258H197L198 260H192ZM229 258V259H228ZM241 258V259H240ZM34 259V260H33ZM73 259V260H72ZM36 260V261H35ZM47 260V261H46ZM51 260V261H50ZM53 260H57V258L55 257V259H53ZM70 260H72V262L70 261ZM25 261H27V262H25ZM68 261H70V262H68ZM82 261H84V259H80V262H82ZM193 261V262H192ZM196 261V262H195ZM204 261H205V259H204ZM66 262V263H65ZM232 262V263H231ZM90 263H92V262H90ZM200 264H205V263H202V262H199ZM9 264H12L11 263V261H10V263ZM43 264H45V263H43ZM248 264H250V263H248Z\"/></svg>",
  "mask_w": 264,
  "mask_h": 264
}]
</instances>
